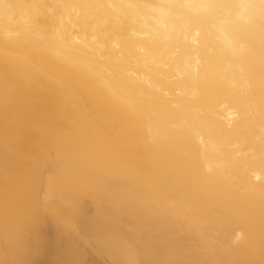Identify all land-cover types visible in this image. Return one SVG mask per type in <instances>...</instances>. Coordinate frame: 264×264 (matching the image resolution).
Segmentation results:
<instances>
[{"label":"bare ground","instance_id":"6f19581e","mask_svg":"<svg viewBox=\"0 0 264 264\" xmlns=\"http://www.w3.org/2000/svg\"><path fill=\"white\" fill-rule=\"evenodd\" d=\"M0 264H264V0H0Z\"/></svg>","mask_w":264,"mask_h":264}]
</instances>
